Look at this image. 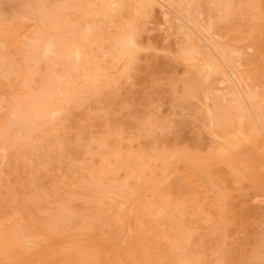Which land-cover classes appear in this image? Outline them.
Returning a JSON list of instances; mask_svg holds the SVG:
<instances>
[{
    "label": "rangeland",
    "instance_id": "1",
    "mask_svg": "<svg viewBox=\"0 0 264 264\" xmlns=\"http://www.w3.org/2000/svg\"><path fill=\"white\" fill-rule=\"evenodd\" d=\"M0 264H264V0H0Z\"/></svg>",
    "mask_w": 264,
    "mask_h": 264
},
{
    "label": "bare ground",
    "instance_id": "2",
    "mask_svg": "<svg viewBox=\"0 0 264 264\" xmlns=\"http://www.w3.org/2000/svg\"><path fill=\"white\" fill-rule=\"evenodd\" d=\"M238 133V132H237ZM237 135V134H236ZM239 136H234L233 138L231 139H227L225 141V146L226 147H222L220 150H219V156L221 158H223L224 160H226V162L229 164V166L235 171L237 172V174H240L242 176H247L249 175V169L248 166L246 164L242 165V166H239V162H237L238 164H236L235 160H234V156L236 155L235 150L238 149V147L241 145V141H239L240 138H242V140H244L245 143H248L249 142V136L243 131V130H240L239 133H238ZM256 135V134H255ZM254 135V136H255ZM241 140V139H240ZM249 144V143H248ZM187 153V152H185ZM238 153V152H237ZM235 154V155H234ZM188 155V154H187ZM246 156V155H245ZM236 157V156H235ZM241 158V157H240ZM247 158V157H246ZM243 159V158H242ZM245 159V158H244ZM240 162H243L242 160ZM242 164V163H241ZM247 167H246V166ZM170 172V171H169ZM251 175V174H250ZM244 178V177H243ZM247 178V177H245ZM250 178V177H249ZM128 228V227H127ZM62 243V242H61ZM60 243V244H61ZM123 246V245H122ZM51 250V249H50ZM29 253V252H28ZM7 261V260H6Z\"/></svg>",
    "mask_w": 264,
    "mask_h": 264
}]
</instances>
